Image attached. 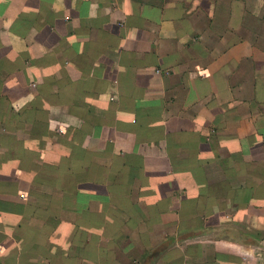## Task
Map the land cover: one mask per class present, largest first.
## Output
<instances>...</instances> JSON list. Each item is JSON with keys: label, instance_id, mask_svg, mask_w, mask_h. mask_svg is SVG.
Masks as SVG:
<instances>
[{"label": "crops", "instance_id": "0c3cea01", "mask_svg": "<svg viewBox=\"0 0 264 264\" xmlns=\"http://www.w3.org/2000/svg\"><path fill=\"white\" fill-rule=\"evenodd\" d=\"M0 262L264 264V0H0Z\"/></svg>", "mask_w": 264, "mask_h": 264}, {"label": "trees", "instance_id": "16d2710c", "mask_svg": "<svg viewBox=\"0 0 264 264\" xmlns=\"http://www.w3.org/2000/svg\"><path fill=\"white\" fill-rule=\"evenodd\" d=\"M65 173H70L72 175V180L69 183L68 190H64V189L62 190L63 192H65L64 198L57 196V194H56V193H58V189H57L58 188V182L57 183H47L41 179L38 180L41 187L49 186L50 188H52L51 189L52 193H55V194H53V196H48L47 193H46V195H43V199H45L44 201H47L46 206L60 208V209L61 208L73 209V207H76V208L79 207V211L81 209H87L88 204L82 202L80 199L81 197L78 194V186L84 182H87L84 179L94 180V178L92 179V177L94 176L93 166L82 165V170H80V166L75 167L73 165L70 166L68 164H63L61 166V174H65ZM76 189H77V191H76ZM0 264H1V262H0Z\"/></svg>", "mask_w": 264, "mask_h": 264}, {"label": "rangeland", "instance_id": "374dc122", "mask_svg": "<svg viewBox=\"0 0 264 264\" xmlns=\"http://www.w3.org/2000/svg\"><path fill=\"white\" fill-rule=\"evenodd\" d=\"M124 236H126V235H124ZM127 237V236H126ZM166 241H173V238H167V240Z\"/></svg>", "mask_w": 264, "mask_h": 264}]
</instances>
